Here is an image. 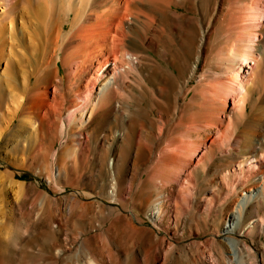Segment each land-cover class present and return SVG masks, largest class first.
<instances>
[{
	"label": "bare ground",
	"instance_id": "6f19581e",
	"mask_svg": "<svg viewBox=\"0 0 264 264\" xmlns=\"http://www.w3.org/2000/svg\"><path fill=\"white\" fill-rule=\"evenodd\" d=\"M0 145L72 188L0 171V264H264V0H0Z\"/></svg>",
	"mask_w": 264,
	"mask_h": 264
},
{
	"label": "rangeland",
	"instance_id": "374dc122",
	"mask_svg": "<svg viewBox=\"0 0 264 264\" xmlns=\"http://www.w3.org/2000/svg\"><path fill=\"white\" fill-rule=\"evenodd\" d=\"M63 73L64 70L61 69L60 74L62 75ZM31 130L32 129H29V133L31 132ZM58 147L59 144L56 145V148ZM10 148L12 149V147ZM10 148L2 147L0 145V171H9L24 175L26 177L25 180H23L25 184L31 185L33 187H39V189L48 192L49 196L53 198L65 197L72 191L71 187H67L65 188V191L60 192V190L53 183H48L43 178V175L49 173V169L47 167L45 168L44 172L39 175V173L36 172L37 161L32 158V155L27 152V149L26 152L18 150L14 153L11 152L12 150H10ZM42 149V153H46L47 147L43 146ZM6 197L8 200H14V192L9 191ZM62 203V207L65 208L66 201L63 200ZM71 227L72 226H67L61 229L60 231H58V233H56L57 235L53 234V232H51L49 229L47 230L48 227L46 226L44 227V231L38 230L39 232H36L32 237V239L34 238V242L32 244V247H30V252L43 256L51 255L49 251L53 250V243H58V245L62 246L63 244L72 241V233L74 229ZM67 229L69 230L67 231ZM53 235L55 236V238ZM262 239L264 241V236L262 237Z\"/></svg>",
	"mask_w": 264,
	"mask_h": 264
}]
</instances>
